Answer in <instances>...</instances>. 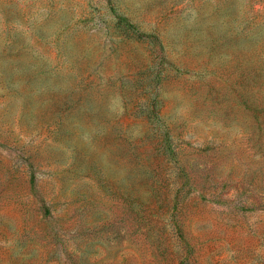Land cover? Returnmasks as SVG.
Returning a JSON list of instances; mask_svg holds the SVG:
<instances>
[{"label":"rangeland","instance_id":"1","mask_svg":"<svg viewBox=\"0 0 264 264\" xmlns=\"http://www.w3.org/2000/svg\"><path fill=\"white\" fill-rule=\"evenodd\" d=\"M0 264H264V0H0Z\"/></svg>","mask_w":264,"mask_h":264}]
</instances>
